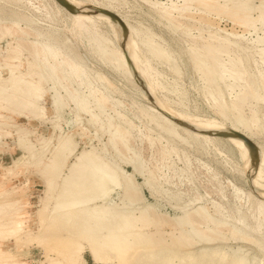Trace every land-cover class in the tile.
Instances as JSON below:
<instances>
[{
    "label": "rangeland",
    "instance_id": "374dc122",
    "mask_svg": "<svg viewBox=\"0 0 264 264\" xmlns=\"http://www.w3.org/2000/svg\"><path fill=\"white\" fill-rule=\"evenodd\" d=\"M207 1L104 0L105 3L111 4L114 13L122 19H126L131 26L134 25L136 30L138 29L139 32L134 34V37L140 43V51L142 50V55L145 54L144 57L153 59L148 54L149 51L145 45L147 35L154 36V38L152 37L153 40L156 39L157 41L160 37L159 42L155 41L161 44L162 47L164 46L165 49L169 48L170 54L172 51L171 57L180 69L179 76L173 73L168 63L160 62V59L150 60V62H154L150 63L151 66L155 67H152L154 70L151 69V77L156 83H160L159 86L162 87L158 89L161 91L158 92L157 90L160 94L158 97L160 99L171 98L169 103L175 99L176 101L174 100L171 103L172 105L174 103L176 104L174 106H179L177 108L180 110L192 112L202 118L220 119V116L210 107L200 91L199 87H201L202 82L198 79V74L193 68V60L188 52L187 36L183 35L181 30L188 29L190 35H197V37L208 38L214 35L220 39H227L230 49L241 56L248 75L253 78L256 77L260 83L264 84V0ZM260 3L261 5H258ZM44 4L43 0H0V65L5 63L7 57H13V53L9 50L17 45L15 36L8 35L6 31L19 30L25 26L24 20L19 25L12 23V20H15L13 18L15 13L18 12L28 18H33L35 21L33 28L35 30L40 29L44 33H53L59 41L65 40V38L69 41V49L58 46L55 48V52L50 55L48 52H44L46 56L43 57L46 64L50 66L54 64L52 67L55 71L65 73L63 85L70 88L69 90L72 89L71 92L75 93H72L73 95L77 97L82 95L83 99L87 101L88 107H90V112L84 113V111L78 109L76 103L71 98L68 99L69 96H66L65 91L63 92L62 86L63 90L60 85L52 89L50 83L43 86L46 92L38 103V105L40 104L38 106L39 119H32L26 115L21 116L16 112L0 107V193L4 194L0 196V201L16 200L17 212L21 218L23 230L31 234H37L40 228L37 213L42 199H44L45 185L39 173L41 166L32 164V159L27 160V153L19 146V133L26 134L29 143L39 151L42 150L46 142V148H43L41 154L46 153L40 156V158L42 157L41 160H45L44 157L50 156V151L54 149L62 133H69L72 136L71 138L76 144V153L91 148L100 151L103 147H106L108 149L107 157L111 159L116 155V152L112 149L109 138L111 133L116 132L118 146L119 148L122 147V149L120 148L122 153L117 154L115 160L120 168L124 169L125 174L130 175L132 173L134 181L140 186L144 198L143 202H140L139 206L135 204V207L158 204L157 213L169 219L182 216L185 212H196L198 219L203 223H199L201 229L206 230L209 228L219 232L220 235L229 238L226 241L228 246L232 248L243 246V250L249 255L255 256L258 261L264 264V196L252 191L250 185H248L249 179L242 175L241 168H244V162L240 160L237 150L221 137H213L216 148L211 147L212 149L207 152L194 143L186 144L179 141L177 143L167 139L155 127V123L149 122L146 120L147 118L139 113L138 107L146 104L147 100L144 101L137 94L135 84H131L134 81L131 82L120 71L102 63L96 49H94L95 45H92L93 42L89 44L87 39L76 37L73 34L74 32H68V29L64 26L66 22L52 17L49 11L44 8ZM219 13L221 15L218 16ZM63 17L66 18L64 14ZM168 23L176 25L178 31L173 32L171 28L168 29ZM100 24V33H105V38L110 41V47L116 45L117 39L114 36L113 29L104 22ZM14 26L18 28L16 27V29ZM32 39L28 37L26 39L27 43H31L34 40ZM160 41L162 42L160 43ZM118 45L123 49L122 41ZM62 54H64V57ZM19 59L22 64L21 70L26 71V63L30 62L28 51L21 52ZM71 59L77 61L76 63H79L80 66L83 65L81 67L84 68V75L80 73V77L79 74L76 75L73 72L75 68H71L74 65ZM52 60L59 62L53 63ZM13 61L16 62L17 60L14 59ZM65 62L67 66L64 64ZM55 65H59V68ZM99 73L102 76L104 75L105 81L109 84L101 85L97 82V78L100 77ZM84 79L89 80L85 81ZM89 81L91 83L88 84ZM161 83L166 84L165 86H168L171 91ZM83 84L89 88L87 89ZM239 85L242 86L241 83ZM164 88L167 92H163ZM179 89L182 91H179ZM55 90L60 92L67 104L61 109L59 118L55 105L52 103ZM172 91L175 92L172 93L173 95L170 94ZM240 91L237 89L230 92L226 91V101L236 99V95ZM92 92L96 94L94 93V95ZM176 95L179 99L175 97ZM180 95H184L185 98L184 96L180 97ZM240 100L243 102L242 98ZM251 104L264 119V101L259 104ZM182 105L185 109L182 108ZM245 108L244 112L248 114L249 110ZM91 117L92 121L95 118V122L90 120ZM67 121L73 124H68ZM250 140L264 149V135L262 133L255 134L250 137ZM129 157L135 158V162L140 166L139 171L134 172L132 165L127 163ZM74 158V156H71L68 159L63 168L62 177ZM17 159L19 160L16 161ZM262 168L264 171L263 165ZM147 176L153 178L152 181L155 185L157 184V191H152L149 185L144 184ZM120 197L123 199L122 193H119V198L116 197V201L121 202ZM132 212L134 215L139 213L137 209H133ZM238 227L241 229H239L240 234H243L241 238L237 236L239 233ZM163 230L165 238H171L172 226L165 225ZM34 240H25L24 242L21 239L23 243L19 240L20 243L14 241V238L0 239V248L2 251L14 253L17 262L20 264H47L45 250L48 249L47 251H49V248H46L45 245L50 247L52 241L48 239L45 244H42L40 241ZM223 242H213L212 246L223 245ZM200 244L204 243L200 242ZM198 246L184 249V251H195L200 247ZM49 254L52 255L53 252L49 251ZM94 262L89 252L84 250L81 264H96ZM106 264L117 263L107 260Z\"/></svg>",
    "mask_w": 264,
    "mask_h": 264
},
{
    "label": "bare ground",
    "instance_id": "6f19581e",
    "mask_svg": "<svg viewBox=\"0 0 264 264\" xmlns=\"http://www.w3.org/2000/svg\"><path fill=\"white\" fill-rule=\"evenodd\" d=\"M43 1L45 3L44 8L49 11L52 17L66 22L63 23H65L64 26L68 29V32H74L73 34L76 37L87 39L88 41H86L89 44L93 42L92 45H95L93 47L96 49L102 63L120 71L131 82L134 81L130 83L135 84L137 94L144 101L147 100L146 104L137 106L139 113L147 118L146 120L149 122L155 123V127L167 139L177 143L178 141L186 144L194 143L206 152L211 150V147L216 148L213 137L225 139L237 150L240 160L244 162V168H241V172L244 177L249 179L248 185H250L251 190L264 196V171L262 168V165L264 166V149L256 145L258 149V157L256 158L244 138L250 139L257 133L264 135V119L251 104H259L264 101V84L260 83L256 77L253 78L248 75L243 66L241 56L230 49L227 39H220L213 34V36H207L208 38L197 37V35H190L188 29L181 30L183 35L187 36L188 52L193 60V68L198 74V79L202 82H200L202 84L199 87L200 91L210 107L220 116V119H205L194 115L192 112L191 114L189 111L180 110L177 108L179 106L175 107L174 105L176 104H171L175 99L169 103L171 98L165 97L162 100L158 97L160 95L158 92L161 91L158 89L162 87L159 86L160 83H156L151 77V69L154 66H151L150 63L153 61L150 62V60L160 59V62L164 61L169 64L173 73L180 75V69L171 57L172 51L170 54L169 48V50L165 49L164 46L162 47L161 44L157 43L160 37L158 41L155 39L156 42L153 40L154 36H152L153 38L150 35L146 36L145 45L149 51L148 54L153 58L148 59L144 57L145 54H141L140 43L134 37V34L139 31L134 28V25L131 26L126 19H123L127 27V31L123 32L122 26L116 20H113L108 14L92 8L94 6L113 12L111 4L105 3L104 0H69L72 4L82 9L75 13L69 12L58 4L56 0ZM211 4L213 3L211 2ZM258 5H261V3ZM63 14L66 18L63 17ZM242 16L244 17V14ZM13 18H15V20H12L13 24L19 25L24 20L25 26L19 30L17 26V28L14 26L17 30L6 31L8 35L15 36L17 45L9 50L13 53V57H7L5 63L0 65V107L11 110L14 113L16 112L18 115H26L36 119L40 117L38 107L40 104L38 105V103L46 92L43 86L50 83L52 89H55L58 85H60V88L62 86L63 92L65 91L66 96H69L67 98H71L78 109L87 113L90 107H88L87 101L83 99L84 97L82 95L81 97L73 95L72 89L69 90L70 88L63 85L65 73L55 71L52 67L54 64L51 66L46 64L43 57L45 55L44 52H48L50 55L55 52V48L58 46L69 49V41L66 38L59 41L53 33H44L40 29L35 30L33 28V25H35L34 19L28 18L21 13H15ZM102 22L113 29L114 36L117 39L116 45L110 47V41L105 38V33L103 34L102 32L103 35L100 33L99 24ZM168 27L173 32L178 31V27L172 23H168ZM28 37L34 40L32 39V42L29 41L31 43H27L26 39ZM121 41L124 46L123 49L118 45ZM25 50L28 51L30 62L26 63L27 70L23 71L21 70L22 64L19 55ZM62 55L64 57V54ZM14 59L17 61L14 62ZM52 62L55 63L57 61L54 62L52 60ZM66 62L64 64L67 66ZM72 62L74 65L71 68H75L73 72L76 75L79 74L80 77V73L84 75L83 65L81 64V67L74 59ZM55 66L59 68V65ZM68 68L70 67L68 66ZM99 76L97 78L99 84H109L105 81L104 75L100 74ZM84 80L88 81L89 79ZM160 80L162 79L160 78ZM76 83L79 84L78 82ZM89 83L91 82L89 81ZM175 83L177 84V82ZM165 85L163 86L168 89V86ZM87 89L86 91H88ZM93 89L92 91H94ZM236 89L242 90L236 95L237 98L228 99L229 102L226 101V91L230 92ZM163 92H167L165 88ZM53 93L52 103L55 105L59 118L61 109L67 104L58 90ZM172 93L173 91L170 92V94ZM175 97L179 99L178 95ZM240 98L243 99V102H241ZM180 100L182 99L180 98ZM183 105L182 108H184ZM101 107L99 108L101 109ZM245 107L249 110L248 114L244 112ZM90 120L92 121V117ZM67 123L71 124L72 122L67 121ZM215 131H225L227 134L219 136L212 133ZM21 133L18 135V144L27 153V160L32 159V164L41 166L39 173L45 185L44 199H42L37 213L40 228L37 234L25 232L17 212L16 200L0 201L1 240L14 238V241L18 242L23 239L25 242V240L35 241L34 239H36L42 244H45L48 239L49 241L51 240L52 245L50 247L45 245L51 253L53 252L51 255L47 251L48 249L45 250V253H47L45 254L46 261H48L47 264H81L84 250L89 252L90 257L96 264H106L107 260L114 261L117 264H262L255 256H251L243 250V246L236 248L228 246L226 241L229 238L220 235L219 232L209 228L206 230L201 229L199 223L202 222L198 219L196 212H185L182 216L169 219L157 213L158 204L135 207L134 205L139 206L144 198L141 194L140 186L134 181L132 173L130 175L125 174L124 169L122 170L115 160L117 154L122 151H120L122 147L120 146L119 148L118 146L116 132L111 133L109 138L110 145L116 152V155L111 159L107 157L108 149L106 147L99 149L100 151L91 148L76 153V144L72 140V136L69 133H62L54 149L50 151V156L44 157L45 160H41L42 157L40 158V156L43 148L47 145L46 142L42 150L39 151L34 145L29 143L28 136ZM71 156L75 157L74 161L68 165L67 172L62 177L63 168ZM134 159L129 157L127 163L132 165L133 171L136 172L139 171L140 166ZM152 179L147 176L144 184L149 185L152 191H157V184L155 185ZM119 193H122L123 196V199L120 197L122 199L121 202H118L119 200L116 201V197L119 198ZM2 195L4 194L0 193V196ZM133 209L139 211L138 215H134ZM165 225H171L173 228L169 239L164 236L163 229ZM239 229L240 227H238V231ZM240 233L239 231L237 234L239 238L243 237V234ZM218 241H224L223 245L220 244L213 247L212 243ZM200 242L204 244H200ZM196 245L200 247L198 246L199 248L195 251H184V249H190ZM0 264L20 263L17 262L14 253L2 251L0 248Z\"/></svg>",
    "mask_w": 264,
    "mask_h": 264
},
{
    "label": "water",
    "instance_id": "95a60500",
    "mask_svg": "<svg viewBox=\"0 0 264 264\" xmlns=\"http://www.w3.org/2000/svg\"><path fill=\"white\" fill-rule=\"evenodd\" d=\"M56 2H58V4H60L64 8H66L69 12L75 13V12L82 10V9H80L79 6L72 4L69 0H56ZM92 8L94 10L101 11V12L108 14L113 20H116L122 26L123 32L127 31V27H126L124 20L118 14L111 12L109 10L103 9V8H99V7L92 6ZM186 125H189V124H186ZM212 133L219 135V136H224L227 134V132H225V131H215ZM244 138H245L246 142L248 143L250 150H252V152L254 153V155L257 158L258 157V149H257L256 144L252 140H250L246 137H244Z\"/></svg>",
    "mask_w": 264,
    "mask_h": 264
}]
</instances>
